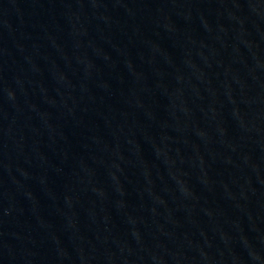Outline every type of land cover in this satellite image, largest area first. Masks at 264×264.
<instances>
[{
	"label": "water",
	"instance_id": "1",
	"mask_svg": "<svg viewBox=\"0 0 264 264\" xmlns=\"http://www.w3.org/2000/svg\"><path fill=\"white\" fill-rule=\"evenodd\" d=\"M3 264H264V0H0Z\"/></svg>",
	"mask_w": 264,
	"mask_h": 264
}]
</instances>
